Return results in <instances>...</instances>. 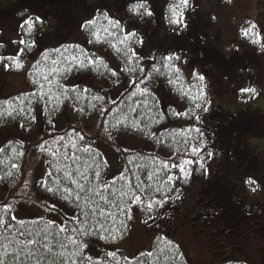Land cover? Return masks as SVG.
Here are the masks:
<instances>
[{
	"label": "trees",
	"instance_id": "1",
	"mask_svg": "<svg viewBox=\"0 0 264 264\" xmlns=\"http://www.w3.org/2000/svg\"><path fill=\"white\" fill-rule=\"evenodd\" d=\"M28 4L32 6V3ZM109 19L116 21L108 16L105 18L104 13L95 18L94 25L85 27L86 22L92 20L84 21L81 30L83 35L76 40L67 38L66 35L48 36L37 40L32 47L28 45L36 41L33 31L30 35L26 34L27 26L20 27L22 21L17 29L19 37L10 41V45L14 48L0 53L2 58L0 59V124L19 119L23 123V129H26L40 119L41 126L36 147L48 170L36 179L38 190L34 189L46 197L67 203L71 209L70 213L64 214L62 222L48 216L18 218L14 214L13 205L6 203L3 198L10 193L19 195L21 192L28 191L26 188L28 181L24 174L28 172L32 176L35 170V167L31 168L27 161L31 139L24 133H20L2 140L0 142V149H2L0 151V209L5 206L10 208L7 214L0 211V215L4 216L6 221L0 224V259L4 264H71L73 259L76 260V264L213 263V261L195 263V260L186 258L181 245L171 239L168 232L171 225H167V221L177 216L179 208L187 205L188 195L185 190L204 179L209 166L208 160L215 150V147L213 148L209 143L206 130L198 124L200 119H197L200 116L196 105H200L204 99L205 88L197 80L187 83L186 74L175 70L177 69L175 59L171 61L163 59L172 54L162 47H155L151 53L136 51L133 45L137 44V40L133 36H129L122 44L121 41L128 33L124 31L120 23L110 25ZM21 38L26 41V44L19 43ZM48 39L61 41L56 46H46L45 49L38 47L40 45L38 41L43 43ZM83 39L87 42L89 40L92 45H103L105 51L109 52L117 62L101 56L96 50L87 48L81 42ZM5 44L0 41V50L6 47L7 44ZM21 48L24 49L22 54L19 52ZM57 49L59 51H55ZM133 49L140 57L139 60L132 55ZM125 52H128V56L124 54ZM45 54H47L46 58ZM28 56H33L28 70L32 90L4 94L3 88L15 90V87H12L10 83L4 85L3 74L8 75L11 72L24 70ZM130 56L131 59H129ZM8 57H16V60L7 59ZM73 57L76 59L73 60ZM89 58L96 61L95 66L89 64ZM100 58L107 67L100 64ZM54 61L56 63H53ZM81 61L84 67L80 66ZM17 62L22 67L17 68L15 66ZM5 65L9 67L5 68ZM153 65L159 69L158 72H152ZM131 68L135 71H125ZM53 69L56 71L53 72ZM141 69L144 71L142 72ZM113 70L117 73L116 75L112 74ZM149 73H151L150 76ZM263 73L261 70L258 76H263ZM45 76L47 79H44ZM96 76H107V81L98 82ZM133 80L136 82L135 85L131 83ZM141 80H144L143 84L140 83ZM120 82L123 83L122 88L115 90ZM74 86L75 91H73ZM145 88L147 92L141 94V90ZM85 89L88 91H84ZM133 92L136 95H132ZM178 92L185 96L183 101L186 103V110L180 113H187V115L175 114L178 113V109L174 103L176 98L173 94ZM201 92L204 93L203 96ZM97 96L103 97V100L95 99ZM112 101L115 103L113 104ZM70 103L74 104V112L78 117L87 116L89 113L96 114L99 131L103 134L108 135L122 130L135 131L142 134L153 147H168L170 154L162 153L156 148H123L120 171L115 176L109 177V162L104 152L95 145L94 137L82 130L76 121L67 122L62 127L55 124L58 113L65 110ZM103 109L108 111L101 115ZM188 120H192L191 123H188ZM261 128L262 126L256 127L257 130ZM73 129L75 132L72 131ZM76 133L82 135L83 139H80ZM61 136L64 137L62 141L53 142ZM44 141L48 142L44 144L47 150L41 151L39 146ZM193 146L203 148V151L194 154L191 151ZM84 148H89V151H83ZM249 149L252 152V148ZM53 152L55 155L52 154ZM251 152H248L249 155ZM209 153H211L210 156ZM201 158L203 167H200L198 163L186 166L187 176H182L177 168L164 167L165 163L169 166L173 163L178 164L181 159L197 161ZM251 166L255 168L257 165L253 161L240 168H252ZM222 169L223 172L226 171L224 166ZM97 172L100 173L98 178ZM68 173H71V177ZM80 173H84L87 179ZM218 173L221 172L218 171ZM121 174L125 178L121 179ZM170 175L173 180L168 179ZM22 179L23 182L20 184ZM73 180L83 184L86 190L91 188L93 191H80L72 183ZM18 183L22 186L18 187ZM45 183L58 191L55 194L49 193L43 186ZM65 189H72V194L66 193ZM228 190H231L230 187ZM75 192H80L81 200L75 199ZM241 192L243 196L239 194L237 196L233 191L229 196H223V201H220L219 197L215 199L216 196L210 198L214 201L212 211H215L214 214L218 215L225 226L233 225L231 221L233 215L242 218L244 212H240L233 206L239 202V197L246 196V200L250 197L242 189ZM65 195H69L70 198L65 200ZM134 196H140L142 202L134 204ZM85 199L88 200L87 204L84 202ZM153 201L161 203H154L149 209L147 205ZM227 205H229L228 208H232L226 216L223 217L221 212H216L218 208ZM250 205L260 206L261 202L259 204L252 202ZM101 210L104 215H101ZM83 213H87V216ZM109 213L111 215H108ZM206 214L204 212L200 216L204 218ZM73 215L79 218V222L68 220ZM192 215L199 216L197 212ZM13 216L15 219H12ZM142 216L147 219L155 218L156 227L164 232L154 240L153 248L142 250L134 257L126 256L123 249H112L113 244L130 236L134 222ZM66 220H68L67 224H65ZM197 220L200 225L201 220ZM51 221L55 223H49ZM101 225H103L102 228ZM61 227L67 228V231L62 232ZM73 228L83 229L88 235H83L79 231L73 232ZM202 228L205 229L203 234L207 232L209 237L212 236L210 230L205 226ZM260 229L264 230V225ZM70 237L77 241L75 245L71 243ZM212 238L219 239L218 236H212ZM29 241H36V243L30 244ZM218 243L222 247L226 245L224 241V245L221 241ZM81 244H87L88 247L81 250ZM226 246L235 247L236 250L239 248L238 243ZM46 247L51 251H46ZM74 252L79 255L72 256ZM109 252L115 253V256H108ZM89 256L91 260L85 259ZM260 258L262 259L260 264H264V254ZM219 264H259V262L252 259H233L223 260Z\"/></svg>",
	"mask_w": 264,
	"mask_h": 264
},
{
	"label": "flooded vegetation",
	"instance_id": "2",
	"mask_svg": "<svg viewBox=\"0 0 264 264\" xmlns=\"http://www.w3.org/2000/svg\"><path fill=\"white\" fill-rule=\"evenodd\" d=\"M24 1L32 3L34 17L29 15L28 18L34 20L35 17H40L42 21L34 24L33 37L36 43L40 38L56 35H66L65 37L76 40L83 35L81 30L84 21L107 13L109 18L120 23L126 33H135L133 37L137 44H134L133 48L136 51L151 53L155 47H162L173 56L178 55L179 60L175 59V67L186 74L187 83L197 80L205 88L204 99L197 108L200 116L198 124L206 130L209 143L215 147L209 160L212 163L207 166L204 179L194 183L192 189L189 187L185 190L188 198L197 194L203 196L195 197L192 206L187 204L179 210L186 209L189 215L197 212L201 216L206 212L201 225L226 245L238 243V235L246 225L249 224L253 232L264 225V201H261L260 206H256L250 204L257 201L246 200V196L239 197V202L235 204L240 212H244L241 222L225 226L218 215L214 214L215 211H212L213 201L210 199L216 196L215 199L219 197V200L223 201V196H229L233 191L237 196H243L241 189H244L239 184L242 179L239 168L253 161L256 167L264 163V156L256 147L258 143L254 139L255 136H264V99L245 105H241L240 100V90L250 87L253 80L262 78L258 76V72L249 69V66L253 65L247 60L255 56L263 63L261 70L264 72V52L252 45L246 44L252 48L239 45L238 29L232 21L233 16L239 15L237 10L229 8L224 0H188L187 5L182 4L181 0H146L147 7L152 12L151 16H147L143 15V9L140 14L129 10L138 0ZM233 5L239 7L240 0H235ZM174 7L177 18L182 19L181 24L171 22ZM84 14L91 16L85 19ZM262 16L264 2L255 15L258 20L256 33L264 35V25L260 23ZM1 21L5 23L4 20ZM14 27L17 30L19 24ZM59 41L61 40L48 39L43 43L38 41L41 45L38 47L45 49L46 46H56ZM262 42L261 39L259 44ZM199 76L204 77L203 81L199 80ZM173 95L176 98L174 103L178 113L186 110V103L183 101L185 96L179 92ZM191 121L188 120V123ZM254 121L262 124L260 130L256 129ZM241 145L244 147L242 151L239 150ZM249 148H252V152ZM248 152H251L250 155ZM221 165L225 167V172ZM223 176L226 177L222 178ZM229 187L231 190H228ZM223 210V207H220L216 212H221L222 215ZM178 213L171 221H167V225H171L175 230L185 223L182 216L178 217Z\"/></svg>",
	"mask_w": 264,
	"mask_h": 264
},
{
	"label": "rangeland",
	"instance_id": "3",
	"mask_svg": "<svg viewBox=\"0 0 264 264\" xmlns=\"http://www.w3.org/2000/svg\"><path fill=\"white\" fill-rule=\"evenodd\" d=\"M225 4L229 8H233L237 10L239 15L233 16L232 21L236 24L238 33L237 40H239V45H244L247 48H252L248 45H252L260 48L264 52V39L261 44L252 43L254 40L253 35L248 37L243 35L242 30L249 28L250 25L255 24L257 28L258 20L255 17L256 13L259 12L262 3L264 0H240L239 7H235L233 3L235 0H224ZM32 6L29 5L24 0H0V41L5 42L6 47L0 50V53H5L8 49L14 48L10 45V41L18 37L17 30L14 25L20 24V22L27 20L28 16H33ZM246 10L248 13H246ZM25 11V13H23ZM91 15L84 14V18L87 19ZM260 19V18H259ZM1 20H4L2 22ZM261 20V24L264 25V16ZM14 24V25H13ZM256 28L254 32H256ZM260 37H264L262 33H259ZM81 39V38H80ZM81 42L89 48L98 51L101 56H106L110 60H114L116 63V59L107 51L103 45H92L90 41H86L83 39ZM248 44V45H246ZM7 48V49H6ZM6 49V50H5ZM29 58L25 61V69L19 72H11L8 75H4L2 80L4 85L10 83L12 87H15V90H6L3 88L4 94L13 93L19 90H32V83L28 77V70L33 60V56H28ZM253 65L249 66V69H252L253 72H258V75L261 74V69L263 63H260L255 56H251L248 60ZM2 67V66H1ZM107 76H98L96 81L104 82L107 81ZM262 78H257L251 82L250 87L255 88L256 93H245L240 97L241 105L245 104H255L264 99V75L259 76ZM228 81V80H227ZM123 86V83L120 82L115 90H120ZM212 99V97H211ZM228 103V102H227ZM60 115V117H59ZM76 121L82 130H84L87 134L94 137L95 145L99 147L107 157L109 162V171L108 176L113 177L120 171V158H121V150L124 149H133L138 147L143 148H156L159 149L160 152L165 154H170V150L166 146H157L153 147L149 143V141L140 133L131 131V130H122L117 133H110L108 135L103 134L102 131H99V121L96 114L89 113L87 116L78 117L74 112V104L70 103L65 110L58 113V118H56L55 124L58 127H62L67 122ZM41 121L38 119L37 122L33 123L30 127L23 129V123L21 120H12L7 121L4 124H0V142L6 139L9 136L19 135L20 133H24L25 136L31 139L29 145V154H28V163L31 168L35 167L33 171V175L30 176L28 172H25L24 176L28 181V185L26 186L27 192H21L19 195H15V193H10L5 196L3 199L6 203H11L14 208V214L18 218H26V217H41L48 216L54 219L63 221L64 214L70 213L71 209L67 203H64L60 200L46 197L41 194L40 191H36V179L43 176L48 168L45 165L44 159L40 156L37 151L36 143L39 138ZM254 126L259 128L262 124L257 121H254ZM255 141L258 143L257 148L262 152L264 156V136H255ZM239 150H244V147L241 145ZM244 167L240 168V173L242 175V179L239 184L242 188H245V193H248L253 201H257L259 204L261 201H264V163L260 166L253 168ZM27 171V170H26ZM249 178L256 181L255 184H247L245 181ZM22 181L20 184H22ZM18 183V187L22 186ZM255 188V191L252 189ZM37 189V188H36ZM38 190V189H37ZM203 196L202 194H197L193 197H190L186 200L187 204L192 206V203L195 201V197ZM203 198H201L202 200ZM214 201L211 203V205ZM55 205L56 210L51 211L52 206ZM229 205L223 207L222 216H226L229 209ZM236 207V206H233ZM237 208V207H236ZM180 215L178 213V217L182 216L183 225L175 230L174 227H170L168 230L169 234L172 236V239L176 240L182 247V250L188 259L195 260V263H201L204 261H213L212 264H219L223 260H237L245 258L244 255L252 260L261 263L262 260L260 257L264 254V232L261 230V234L259 232H253L249 227V224L244 227V229L239 233L237 242L239 244L240 250L231 252L232 254H227L228 247L224 245L222 240L214 239L209 237L204 233V228H202L201 222L200 225L198 220L202 221V217L199 215L197 217L188 214V210L181 209L179 210ZM194 218V219H193ZM230 219V217H228ZM231 221L235 224H239L241 222V217L237 215H233L231 217ZM156 224L155 218H144L138 217L134 222L131 233L128 238L121 239L117 242V244H113L112 249H123L124 253L128 257H134L136 254L142 250H151L153 248L154 240L161 235L160 230L153 225ZM198 225V226H197ZM206 228V227H205ZM221 241L225 247H222L218 242ZM218 243V244H217ZM238 248V249H239ZM244 254V255H243ZM229 257V258H228ZM227 258V259H226Z\"/></svg>",
	"mask_w": 264,
	"mask_h": 264
},
{
	"label": "snow or ice",
	"instance_id": "4",
	"mask_svg": "<svg viewBox=\"0 0 264 264\" xmlns=\"http://www.w3.org/2000/svg\"><path fill=\"white\" fill-rule=\"evenodd\" d=\"M181 3L184 4V5H187V4H188V0H181ZM141 9H143V15H147V16H151V15H152L151 10L147 7L146 0H138V3L131 5V7H130L129 10L132 11V12H134V13L140 14V10H141ZM104 16H105V18H107V13H105ZM171 22H172V23H175V24H181V23H182V19H178V18H177V14H176V9H175V7L173 8V19H172ZM35 23H42L41 18H40V17H35V19L33 20V18L29 17L27 20H24V21H23V23L20 25V27H21V28H24L25 25H26V26H27L26 34H29V35H30V34L32 33V31H33V28H34V24H35ZM95 23H96V20L93 19L92 21H88V22H86L85 27H87L88 25H94ZM109 24H110V25H113V24L118 25L119 22H118V21H112V20L109 19ZM255 28H256V25H255V24H252V25L249 26V28H247V29H243V30H242L243 35L246 36V37H248V36H250V35H253V36H257V37H258V39H254V40L251 41V42L254 43V44H256V43H260L261 39H264V37H260V34H259V33L254 32V29H255ZM104 30L107 31V29H104ZM96 35H97V37H98V33H97ZM129 36H135V33H128V34L125 36V39H124L123 41H121V43H122V44L125 43V41H127V39H128ZM14 43H16V42L14 41ZM19 43H20V44H26V41H25L23 38H21L20 41H19ZM34 44H35V41H33L32 44L28 45V47H32V46H34ZM23 51H24V49L21 48V49L19 50L20 54H22ZM55 51H59V50L57 49V50H55ZM131 51H132V55L135 56V58H136L137 60H139L140 57L137 56V55L135 54V50L133 49V50H131ZM124 54H125L126 56H128V52H125ZM46 57H47V54H45V58H46ZM131 58H132V57L130 56L129 59H131ZM0 59H2V58H0ZM7 59L16 60V57H8ZM72 59L75 60L76 58L73 57ZM163 59H165L166 61H171V60H173V59L179 60V56H178V55H177V56L169 55V56H165ZM88 62H89V64H92L93 66L96 65V61L92 60L91 58H89ZM37 63H39V61H38ZM53 63H56V62L54 61ZM100 64L103 65L104 67H107V65H104V62H103L102 58H100ZM15 66H16L17 68L22 67V65H21L19 62H17V63L15 64ZM80 66H81V67H84V66H85V65L83 64L82 61L80 62ZM8 67H9V65H5V68H8ZM175 70H176L177 72L179 71L178 68L175 69ZM55 71H56V70L53 69V72H55ZM125 71H135V69H134V68H131V69H125ZM141 71L143 72L144 70L141 69ZM158 71H159V69H157V68L155 67V65H153V66H152V72H158ZM112 74H113V75H116L117 73L113 70V71H112ZM150 75H151V73H149V76H150ZM194 76H195V74H194ZM198 78H199V80H201V81H203V79H204L203 76H199ZM44 79H47V77L45 76ZM131 83H132L133 85H135L136 82H135V80H133V81H131ZM140 83L143 84V83H144V80H141ZM170 83H171V81H170ZM41 87H42V86H41ZM75 90H76V88H75V86H74V87H73V91H75ZM66 91H67V90H66ZM84 91H88V90L85 89ZM240 91H241L242 94H245V93L255 94V93H256L255 88H251V87H248V88H242ZM144 92H147V89H146V88L143 89V90H141V94H143ZM132 95H136V93L133 92ZM203 95H204V93L201 92V96H203ZM95 99L103 100V97H99V96H97V97H95ZM112 103L114 104L115 101H112ZM196 107L199 108L200 105L197 104ZM204 110L207 111L206 108H205ZM107 111H108V109H103L102 112H101V115H103L104 112H107ZM175 114H176V115H187V113H175ZM33 119H35V117H33ZM197 119H199V117H197ZM72 131L75 132V129H73ZM197 131H199V129H197ZM69 135H71V133H69ZM76 135L79 136L80 139H83V136L80 135L79 133H76ZM153 135H155V133H153ZM63 139H64V137L61 136V137H59L58 140H54L53 142H54V143H58L59 141H62ZM47 143H48L47 141H44V142L39 146L41 151H46V150H47V149L44 148V144H47ZM65 147H66V145H65ZM73 147H75V144H73ZM0 151H2V149H0ZM83 151L88 152V151H89V148H84ZM191 151H192V153H194V154H198L199 152L203 151V148H197V147L193 146V147L191 148ZM52 154L55 155L54 152H53ZM210 155H211V153H209V156H210ZM193 163H198V164H200V167H203L202 158H201V160H197V161H192V160H189V159H181V160L179 161L178 164H177V163H173L172 165L169 166L167 163H165L164 167H165V168H168V167H171V168H177V169L179 170V172L181 173L182 176H187V175H188V172L186 171V166H190V165L193 164ZM80 175H81L82 177H84L85 179H87V177L85 176L84 173H80ZM99 175H100V173L97 172V173H96V177L98 178ZM68 176L71 177V173H68ZM120 178L123 179V178H125V177L123 176V174H121V177H120ZM168 179H169V180H173V177L170 175V176L168 177ZM177 179H179V177H177ZM245 182H246L247 184H250V185L256 183V181L253 180V179H251V178H249V179L246 180ZM72 183H74V184L76 185V188L79 189L80 191H87V192H92V191H93L91 188H89V189L86 190L85 187H84V185L81 184V183H79V182L76 181V180H73ZM43 186L46 188V190H47L49 193H53V194H55V193L58 191V189H53V188L48 187L46 183H45ZM105 187H107V185H105ZM255 190H256L255 188L252 189V191H255ZM64 191H65L66 193H69V194H72V192H73L72 189H65ZM141 191H143V189H141ZM74 195H75V199H76L77 201L81 200L80 192H75ZM69 198H70L69 195H65V196H64V199H65V200H68ZM84 202L87 204V203H88V200L85 199ZM141 202H142V201H141V197H140V196H134V198H133V203H134V204H139V203H141ZM154 203H161V202H158V201L149 202L148 205H147V207H148L149 209H151ZM50 210H51V211H55V210H56L55 205H53L52 208H51ZM0 211H2L4 214H7V213L10 211V208H9L8 206H5L3 209H0ZM93 211H95V209H94ZM83 215L87 216V213H83ZM101 215H104V212H103L102 210H101ZM108 215H111V213H109ZM12 219H15V217L13 216ZM68 220H73V221H77V222H79V218H78L77 216H75V215H73L72 217L68 218ZM68 220L65 221V224L68 223ZM5 222H6V221H5V219H4V216L0 215V224H4ZM49 223H55V222H54V221H51V222H49ZM100 227L102 228L103 225H101ZM60 230H61L62 232H63V231H67V228H65V227H61ZM72 231H73V232H77V231H79V232H81L83 235H88V233L85 232V231H83V229H79V230H78V229H76V228H73ZM101 238L103 239V237H101ZM69 239H70V241H71V243H72L73 245H75V244L77 243V241H76L74 238H71V237H70ZM28 243H30V244H35L36 241H29ZM80 247H81V250H82V249H84V248H87L88 245H87V244H81ZM45 250H46V251H49V252L51 251V249H50V248H47V247L45 248ZM77 255H79V253H76V252L72 253V256H77ZM107 255H108V256H113V257H114V256H115V253L109 252V253H107ZM149 255H151V254L149 253ZM85 259H87V260H91L92 258L89 256V257H85ZM0 264H4V262H3L2 259H0ZM71 264H76V260L73 259V260L71 261Z\"/></svg>",
	"mask_w": 264,
	"mask_h": 264
}]
</instances>
